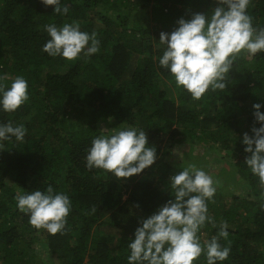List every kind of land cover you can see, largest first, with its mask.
Returning <instances> with one entry per match:
<instances>
[{"label": "trees", "instance_id": "1", "mask_svg": "<svg viewBox=\"0 0 264 264\" xmlns=\"http://www.w3.org/2000/svg\"><path fill=\"white\" fill-rule=\"evenodd\" d=\"M60 2L69 8L65 15L55 14L54 7L41 0H0V77L7 76L0 83L10 88L22 76L29 96L13 113L0 108V125L11 122L26 129L23 141L15 137L0 141V264H36L35 242H44L58 264H128V245L142 226L140 221L175 199L170 178L185 167L169 164L166 156L170 143L186 139L228 150L242 186V196H232L230 202L215 197L208 202V215L216 227L206 222L198 233L201 244L216 236L224 221L229 235L219 243L230 244L231 250L228 259L217 264H264V200L258 177L245 164L250 154L242 142L245 133L251 137L252 128L261 126L253 105L260 104L264 114V52L238 58L226 77L225 90L209 89L197 113V107L190 105L191 96L177 88L169 71L159 65L165 51L160 33L171 34L181 18L190 20L196 13L210 16L218 6L216 0ZM149 9L159 29L144 40L147 29L127 20L132 10ZM108 12L115 13L116 20ZM247 12L253 27L264 28V0H251ZM73 21L80 23L81 31L97 33L99 52L88 58L81 53L74 61L43 52L50 39L44 26L59 28ZM163 81L174 99L160 88ZM91 85L95 88L89 96L84 92ZM80 96L87 113L78 108ZM98 121H110L109 128L102 132ZM129 127L147 133V146L156 149L155 163L128 179L88 170L92 140ZM49 185L55 193L68 195L72 205L64 234L55 236L34 229L15 199L18 193L44 192ZM109 231L115 234L110 236ZM194 264H206L205 255Z\"/></svg>", "mask_w": 264, "mask_h": 264}, {"label": "clouds", "instance_id": "2", "mask_svg": "<svg viewBox=\"0 0 264 264\" xmlns=\"http://www.w3.org/2000/svg\"><path fill=\"white\" fill-rule=\"evenodd\" d=\"M250 2L216 0L218 6L211 10L210 16L196 13L190 20L181 18L171 34L160 33L159 43L165 46V51L159 65L169 71L176 87L186 91L193 100L202 99L209 89L225 90L226 77L242 55L254 57L264 52V28L253 27V17L247 12ZM41 3L53 6L58 15L69 11L60 0H41ZM44 30L50 39L42 51L50 57L74 61L81 53L88 58L99 52L97 33L81 31L78 21L59 28L48 24ZM4 79L7 76L0 77ZM28 100V83L22 76H17L10 88L0 83V108L4 112L13 113ZM253 108L255 121L261 126L252 128L251 137L245 133L242 142L246 145L244 151L250 154L245 164L258 177L260 199L264 200V114L260 112V104H254ZM25 135L23 125L13 126L11 122L0 125V141L12 137L23 141ZM147 145V133L135 127L101 135L91 142L86 167L110 173L116 179H128L155 163L156 149ZM218 183L194 164L172 176L169 186L175 199L140 221L142 226L136 229L135 239L128 245V264H194L202 254L206 264L227 260L230 244L221 247L219 243L221 238H228L226 222L221 221L217 235L203 245L198 236L206 222L216 227L214 219L208 215V202H214V184ZM15 199L17 208L29 216V224L34 229L45 230L53 236L64 234L72 206L68 195L55 193L49 185L44 192L18 193ZM261 207L264 208V204ZM96 211L95 207L91 209V213Z\"/></svg>", "mask_w": 264, "mask_h": 264}, {"label": "rangeland", "instance_id": "3", "mask_svg": "<svg viewBox=\"0 0 264 264\" xmlns=\"http://www.w3.org/2000/svg\"><path fill=\"white\" fill-rule=\"evenodd\" d=\"M204 5L205 3L203 2L202 6L204 7ZM101 11L105 12L104 9ZM108 14L112 19L116 20L117 15L115 13L112 14L108 12ZM129 14V19L127 21L130 22L131 26L147 29V35L144 36V40L147 38V36L151 37L158 31L157 29H159V23L156 25L154 24L155 19L153 18L154 16L150 9L148 11L132 10V12ZM159 86L161 89L166 91L168 97L174 99V97H172L174 94L172 92L173 90L170 88L168 83L163 81L160 82ZM92 88H95L94 85L89 86V88H87L84 93L89 96L92 95L93 92H90ZM80 97L81 102L78 103V108H82L84 112L87 113L89 108L86 106L83 96ZM200 100H194L190 103L192 107H197V113H200L203 109V104L200 102ZM196 103L199 105L196 106ZM184 107H186V105ZM240 120H242V118L241 116H238L237 121H239V123H241ZM109 124L110 121H107V123L98 121L97 127L102 130L108 129ZM170 144L172 145L171 151L166 156V161L169 164L175 166L182 165L186 168L189 164H194L197 168L203 169L213 178L214 182H219L218 184H214L216 187V192L214 195L216 200L222 199V201L230 202L232 196H242V186L239 184L236 169L232 164L230 152L228 150L222 151V147L218 144H211L207 147L204 142H195L193 139H186L182 143ZM233 224H231L229 227H232ZM108 234L113 236L115 233L109 231ZM199 238L203 239V237ZM32 247V255H35L36 264H58V262L54 258H51L48 254L47 247L44 242H35Z\"/></svg>", "mask_w": 264, "mask_h": 264}]
</instances>
